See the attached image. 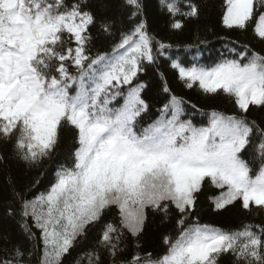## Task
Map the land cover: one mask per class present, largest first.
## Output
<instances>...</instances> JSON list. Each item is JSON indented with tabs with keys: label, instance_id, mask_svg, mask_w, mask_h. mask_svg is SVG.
I'll use <instances>...</instances> for the list:
<instances>
[{
	"label": "snow or ice",
	"instance_id": "6c2138e0",
	"mask_svg": "<svg viewBox=\"0 0 264 264\" xmlns=\"http://www.w3.org/2000/svg\"><path fill=\"white\" fill-rule=\"evenodd\" d=\"M224 5L225 27L246 30L255 20L254 35L264 42V0ZM123 6L131 27L111 52L93 54L92 29L112 35L113 24L86 10L84 0H0V142L11 145L15 159L36 166L56 152L62 129L74 130L70 161L57 167L44 192L29 199L12 186L18 208L9 206L8 215H19L36 247H8L6 240L0 264H64L101 222L95 245L74 264H104L102 253L111 264H219L224 255L233 264H264V224L226 230L194 215L205 182L220 190L210 197L214 211L236 202L244 210L264 208V121L249 118L253 108L264 111V54L244 44L242 51L229 49L236 58L221 53L207 66L197 56L185 66L167 55L172 44L150 35L141 0H124ZM165 6L174 30L184 27L176 17L200 12L195 0L182 6L165 0ZM161 57L185 88L226 95L239 114L197 109L206 124L182 119L188 101L159 72L160 115L138 128L151 108L140 73L145 65L159 69ZM118 96L124 103L111 107ZM250 150L258 169L245 158ZM6 162L0 154V163ZM173 211L176 234L163 235L160 254L143 251L149 212L168 220Z\"/></svg>",
	"mask_w": 264,
	"mask_h": 264
},
{
	"label": "trees",
	"instance_id": "16d2710c",
	"mask_svg": "<svg viewBox=\"0 0 264 264\" xmlns=\"http://www.w3.org/2000/svg\"><path fill=\"white\" fill-rule=\"evenodd\" d=\"M74 0H66L71 4ZM89 5L98 19L107 17L113 24L112 35L98 34L97 29H92L95 38L93 54L97 50L111 52L113 45L118 42L122 31H127L131 25L129 23L130 13L123 6L124 0H84ZM144 5L143 18L147 22V29L150 35L156 39L163 40L173 45L168 50L167 55L172 59L184 62L189 66L190 62L198 56L199 63L211 66L222 59L221 53L228 58H236L229 54L230 48L242 51L244 44L257 52L264 54V42L255 37L253 24H249L246 30L237 28L229 29L222 23L225 5L223 0H195L199 5V16L195 18L182 19L184 27L182 30L171 28L173 17L167 11L165 0H141ZM182 6L184 0H178ZM205 41V43H200ZM187 45H199V47H186ZM146 71L140 73V79L148 85L142 93L143 98L151 105L150 111L142 114L138 121V128L146 126L155 120L160 113L157 111L164 102L157 92L160 84L159 72H163L172 90L179 96H183L188 103L185 105L186 114L182 119H191L194 124L201 126L207 123V116L201 115L197 109L207 112L209 109H216L225 114H239L231 98L226 95L205 96L197 88L187 89L178 79L177 72L170 67V61L164 57L160 58L159 69L154 66L145 65ZM76 85L69 89L70 94L75 95ZM125 92L127 89L124 90ZM124 103V97L118 96L111 104V107H120ZM196 105L193 108L192 105ZM250 119L264 121V111L253 108L249 114ZM74 147V130L65 127L61 130L60 140L56 152L50 159H45L41 164L28 166L22 161L15 159L11 155V145H4L0 142V154L7 157L6 163H0V254L6 246L21 245L25 249L36 247L35 239L29 241L21 227L18 214L8 215V207L18 208L12 195V186L17 190L24 191L31 199L33 195L44 192L53 179V174L60 164L67 163L71 158V151ZM250 167L258 169L260 161L253 158L251 150L245 155ZM39 181V183H37ZM219 189L205 182L201 192L198 194L197 205L194 215L198 216L201 223H208L226 230L239 229L244 224H264V208L252 205L249 210L241 208L239 202L228 206L224 210L214 211L210 197L218 196ZM111 214L105 219H111ZM175 212L168 220H163L161 214L149 212L145 231L141 237L143 251L152 252L154 255L163 251L162 237L165 234L175 235ZM103 222L92 227L87 239L81 240L80 244L72 251V255L64 260V264H74L81 252L87 251L95 245L98 239ZM125 253L124 255H127ZM104 264H111L110 258L106 253H102ZM219 264H233V258L229 255L220 257Z\"/></svg>",
	"mask_w": 264,
	"mask_h": 264
}]
</instances>
